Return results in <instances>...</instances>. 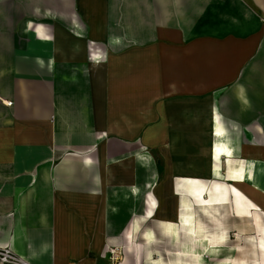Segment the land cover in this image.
<instances>
[{"label":"crops","instance_id":"crops-1","mask_svg":"<svg viewBox=\"0 0 264 264\" xmlns=\"http://www.w3.org/2000/svg\"><path fill=\"white\" fill-rule=\"evenodd\" d=\"M229 232L264 264V0H0V248L235 264Z\"/></svg>","mask_w":264,"mask_h":264},{"label":"rangeland","instance_id":"rangeland-1","mask_svg":"<svg viewBox=\"0 0 264 264\" xmlns=\"http://www.w3.org/2000/svg\"><path fill=\"white\" fill-rule=\"evenodd\" d=\"M260 227V226H259ZM204 228H205V231H207L204 235V237L202 238H198V239H193L192 241L191 240H188V245L189 247H192V248H199V247H203L205 246L206 242L204 243L203 241L205 240H211L212 243L214 242L213 239H211V234L212 233V229H213V226H207V225H204ZM210 231V232H209ZM257 231V230H256ZM189 234H190V230L187 231ZM228 232V231H227ZM208 236V237H207ZM190 237V236H189ZM244 238H242L241 236H236V233H233V232H229L227 233V235L225 236V244L222 245L223 249L227 250L228 248V244L230 243V246L231 247H235V252H236V263L235 264H248L247 263V260L249 258L245 257L244 256V249H245V246H244ZM228 243V244H227ZM248 246H249V243H247ZM230 247V248H231ZM259 247V242L258 243H254L252 244L251 248L252 249H257ZM225 253H227V251H225ZM157 260H160V263L162 264V261H163V257L161 258H155ZM226 259V258H225ZM224 258H221L219 261L212 258V257H209V256H205V263L204 264H218L219 262H224L225 260ZM172 264H195V261L193 260V258H188V260H183V262L181 263L180 261H178V259H176L175 257H172ZM252 261L254 264H260L261 262V259L260 257H253L252 258ZM226 262V261H225ZM159 263V264H160ZM158 264V263H157Z\"/></svg>","mask_w":264,"mask_h":264},{"label":"built area","instance_id":"built-area-1","mask_svg":"<svg viewBox=\"0 0 264 264\" xmlns=\"http://www.w3.org/2000/svg\"><path fill=\"white\" fill-rule=\"evenodd\" d=\"M110 261L117 264L122 260L123 250L112 248L109 251ZM0 264H29L23 257L19 256L9 248H0Z\"/></svg>","mask_w":264,"mask_h":264},{"label":"bare ground","instance_id":"bare-ground-1","mask_svg":"<svg viewBox=\"0 0 264 264\" xmlns=\"http://www.w3.org/2000/svg\"><path fill=\"white\" fill-rule=\"evenodd\" d=\"M202 261H203V257H201V263H202Z\"/></svg>","mask_w":264,"mask_h":264}]
</instances>
